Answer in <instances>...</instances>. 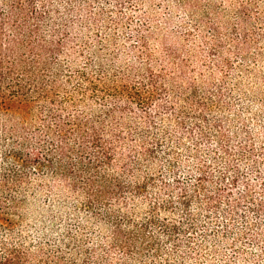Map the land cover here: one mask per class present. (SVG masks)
<instances>
[{"label":"trees","instance_id":"trees-1","mask_svg":"<svg viewBox=\"0 0 264 264\" xmlns=\"http://www.w3.org/2000/svg\"><path fill=\"white\" fill-rule=\"evenodd\" d=\"M152 1L0 0V264H264V166L226 116L235 68L264 75V0Z\"/></svg>","mask_w":264,"mask_h":264},{"label":"rangeland","instance_id":"rangeland-1","mask_svg":"<svg viewBox=\"0 0 264 264\" xmlns=\"http://www.w3.org/2000/svg\"><path fill=\"white\" fill-rule=\"evenodd\" d=\"M150 7L159 14V18L165 17L167 14V10L165 8V4L161 0H153L151 6L146 9L149 11ZM161 20V19H160ZM253 48L250 49V55L246 60V64L250 67H254L260 73H264V62L257 60L254 58ZM235 63L237 62L239 57H233ZM240 65H243L244 59H240L238 61ZM239 65V66H240ZM234 74L232 77L237 76L234 79H237L241 82L240 87L244 90L246 96L240 91L237 87V90H232L234 102L236 104V114L235 112L226 113V116L229 117L230 126H228L229 131L235 132L237 131L239 121L238 117L241 115V118L246 122L248 129L252 132L254 140H255V151L257 154L260 155L259 159L264 166V101L261 96H264V75L261 78H255L254 80L252 77H247L244 75L245 72L240 71L239 67L235 68ZM230 85L233 84V80H230ZM231 92V91H230ZM245 173V171H244ZM264 173V168H263ZM245 178H247L250 182H254L258 186V178L254 175L246 171ZM255 186L253 190V194L256 198L264 200V192L258 194L259 187ZM242 189V185L237 187L236 191H240ZM47 209L49 207L48 202L42 200L41 202L36 203L27 209L26 218L22 222L20 229L22 230L23 235L28 239V242L34 244L38 239H40L42 235H40L41 231L45 232V234L51 232L52 226L48 223V218L45 214H42L41 208L44 207ZM245 207H242V209ZM70 210V207L68 208ZM56 213L57 210H54ZM243 213V211H239ZM264 215V214H263ZM249 221L253 224H256L257 231L261 236V242L255 243L251 240H244L241 245L245 247L246 252L248 253L250 259L256 257L257 255L264 254V220L261 217H258L257 214L249 213ZM17 219V218H15ZM260 223V224H259ZM61 221H57L54 224L55 230L60 228ZM242 225L236 223L234 225L235 229H242ZM244 228V227H243ZM39 232V233H38ZM54 232V231H53ZM43 237V236H42ZM45 237V236H44ZM43 237V238H44ZM232 238V237H231ZM259 244V245H257ZM224 253L230 254L231 251L228 246L222 248ZM246 264V263H244ZM248 264H263L261 261L257 262H250Z\"/></svg>","mask_w":264,"mask_h":264}]
</instances>
